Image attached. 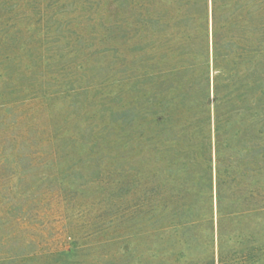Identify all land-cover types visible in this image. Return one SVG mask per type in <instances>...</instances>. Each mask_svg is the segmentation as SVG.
Here are the masks:
<instances>
[{"label": "rangeland", "instance_id": "obj_1", "mask_svg": "<svg viewBox=\"0 0 264 264\" xmlns=\"http://www.w3.org/2000/svg\"><path fill=\"white\" fill-rule=\"evenodd\" d=\"M134 1L152 14L150 26L133 24L132 0H0V102L8 88L4 77V56L20 58L22 70L28 74L30 52L36 50L40 54V48L51 50L48 56L54 58L41 63L38 73L42 74L50 64H65L66 71L73 73V79L77 81L75 88L89 84L87 93L78 98L86 102L87 109L84 108V115L78 121L73 116L76 109L71 103L72 97L62 99L41 94L34 101L35 116H48L52 125L65 124L63 134L74 135L78 127L84 130L91 123L97 125L101 111L108 110L99 127L109 126L110 144L103 150L111 147L109 192L113 197L108 203L112 205L109 216L112 223L109 234L106 233L102 240L109 237L114 241L104 249L95 247L90 250L92 255L85 259L87 264L196 263L212 256V246H206L202 232L188 242L180 239L174 254L169 249L149 251L148 239L141 235L142 232L136 234L137 230L145 227V221L141 223L143 227L137 226V221L130 214V201L144 194V179L138 185L136 197L124 192L123 188L128 182L130 158L142 159L161 139H177L176 133L181 126L194 116V98L198 93L193 83L200 85V92L205 90L207 102L208 96L210 98L209 107L214 110L218 72L214 58L213 0ZM223 2L227 4L224 18L228 17L222 28L226 73L218 80V90L220 95H229L232 100L229 109L233 112L226 128V142L230 144L235 159L245 160L252 164L251 169L256 170L253 164H264V41L260 48L255 33L261 20L264 21V10L259 15L254 0ZM157 16L159 19L156 20ZM161 29L167 30L164 36L161 35L163 32L158 33ZM74 51H78V59L75 66H71L75 61ZM59 67H50L48 72H57ZM53 78L50 75L48 80ZM100 83H103L102 87ZM54 85H58V81L48 82V86ZM19 91L23 93L15 97L26 95L29 90L24 86ZM66 115L69 118L65 123ZM214 135L213 130V138ZM133 143L134 151L131 153ZM256 144L260 148H255ZM82 148L79 156L86 152ZM104 154L107 155L106 152ZM71 157L66 155L61 167H66ZM84 170L88 169L85 167ZM59 173L64 172L60 170ZM247 174L249 185L245 187L241 200L231 205L237 213L230 221L235 231L229 247L235 250L237 258H242L246 248L258 249L251 251V256L260 260L256 264H264V211L257 212V207L251 205L256 200L264 205V169L260 184L257 183V174ZM25 175L26 172L21 173L17 168L15 157L6 159L0 171V179L4 178L10 189L18 183L19 177ZM164 178L162 176L160 180ZM66 182L62 184L63 191L69 194L73 191L68 186L71 181ZM168 183L170 188L178 186L173 179ZM87 190L83 195L80 193V206L75 205L68 211V216L72 221L76 220L79 207L94 204L88 207V212L90 218L95 216L96 224L101 190L98 184L87 186ZM30 192L28 190L27 193ZM0 198L12 200L15 195L13 192L4 193ZM213 202L216 216V189ZM39 205L26 202L9 210L7 217L15 218L19 212H24L33 220L37 211L32 207ZM201 205L206 207L204 202ZM76 224L70 223L65 229L80 235L83 232L81 224ZM204 227L205 224L201 228ZM47 228L46 232L40 228L35 231V242L26 244L28 241L25 242L24 238L14 240L7 246V250L11 249L8 253H4L0 246V264H76L72 256L68 255L66 262L63 257L46 254L50 244L55 242L57 224L49 222ZM40 250L44 254L32 256ZM180 253L183 256L180 257ZM12 254L14 260L10 261L7 258Z\"/></svg>", "mask_w": 264, "mask_h": 264}, {"label": "trees", "instance_id": "obj_2", "mask_svg": "<svg viewBox=\"0 0 264 264\" xmlns=\"http://www.w3.org/2000/svg\"><path fill=\"white\" fill-rule=\"evenodd\" d=\"M253 3L260 15L264 10V0H254ZM226 6L223 0H213L214 58L215 69L218 72L215 79L217 85L214 91V110L211 111L209 107L210 98L208 96L207 102L205 90L200 92L198 89L200 85L193 83L192 86L197 88L195 92L198 93L194 98L196 109L194 116L181 126L176 133L177 139H161L142 159L130 158L128 182L123 188L124 192L136 197L138 185L144 179V194L130 201V214L137 221L135 223L137 226H142L141 223L145 221V227L142 226V230H137L136 234L142 232L141 235L148 239L149 251L169 249L174 254L180 239L182 241L183 238L184 242H188L191 237L202 232L206 246H212V256L188 264H256L260 261L250 253L258 249L246 248L245 252L243 250L242 258H237L235 250L229 247L235 231L230 221L235 219L237 213L232 210L234 207L231 205L241 200L245 187L249 185L247 173L257 174V183H261L264 164H253L256 170L251 169L252 164L241 158L235 159L230 144L226 142V128L233 114L229 109L232 100L223 92L220 95L218 90V80L226 73V68L223 66L226 55H223L222 47L224 39H222V28L228 20V17L224 18ZM131 16L134 25L148 26L152 21V18L150 19L152 14L143 6H138L134 0L131 2ZM160 17L164 18V16ZM263 28L264 21L261 20L255 33L259 38L260 48L264 41ZM166 32V29H161L158 33L164 36ZM176 37L179 38L180 35L177 34ZM30 53L28 74L23 72L20 58L19 60L12 56H4L6 60L4 77L8 88L0 102V171L3 170L6 159L15 157L17 168L21 173L26 172V175L19 177L18 183L11 189L6 186L4 178L0 179V197L4 193L13 192L15 195L12 200L5 199L6 197L0 198V246L4 253H8L11 249L7 250V246L14 240L24 238L25 242L28 241L26 244L35 242L37 238L35 231L45 226L41 230L46 232L49 222H55L57 224L54 232L55 242L50 244L51 248L46 254L63 257L65 258L63 261L66 262H68L66 257L69 255L76 264H87L85 259L92 255L90 250L95 247L99 250L104 249L114 241L109 237L102 240L109 234L112 223L109 218L112 205L108 203L113 197L109 192L112 175L109 165L111 147L103 150L104 146L110 144L109 126L106 124L103 128L99 127V123L108 115V110L99 112L101 118L97 125L91 123L84 130L78 127L77 134L74 135L63 134L66 130L65 124L52 125L48 116L42 115L41 118L35 116L34 101L39 95L62 97V99L72 97L71 103L76 109L73 116L75 120L80 121L84 115L86 102L79 101L78 98L85 94L84 92L87 93L89 84L75 88L77 81L73 79V73L66 71L68 69L65 64H50L46 68L48 70L45 69L39 74V65L54 57L48 56L51 53L48 48L45 50L40 48V54L36 50ZM73 53L75 61L71 66H75L78 59V51ZM56 66H60L57 72H48L50 67ZM50 75L54 78L48 80ZM52 80L58 81V85L48 86V82ZM102 85L103 83H100L101 87ZM24 86L28 88V94L15 97L23 93L19 90ZM101 106L104 107L103 104ZM68 118L69 115H66L65 123ZM133 146L134 143L131 153L134 151ZM81 147H84L82 149L86 152L79 156ZM256 147L260 148L257 144ZM66 155L72 156L70 162L66 167H61L60 164ZM85 167L87 171L84 170ZM60 170L64 173L60 174ZM162 176L166 178L160 180ZM171 179L178 182V186L170 188L168 181ZM67 180L71 181L68 186L73 190L69 194L63 191L62 185L67 183ZM52 183H56V186H52ZM95 184H98L101 190L98 203L100 213L96 218V224L95 216L90 218L88 212V207L94 204L79 207L77 219L72 221L68 211L73 210L75 205L80 206L78 198L88 191L87 186H95ZM215 189L216 216L213 202ZM28 190L31 192L27 193ZM27 194L32 195L27 196ZM26 202L40 204L32 207V210L37 211L33 220L27 218L24 212L23 214L19 212L15 218L7 217L9 210L12 211ZM202 202L206 203L205 208L201 205ZM259 203L261 202L256 200L251 205L257 207V212H262L264 205ZM75 222L76 226L81 224L80 228L83 232L80 235L65 229L68 224ZM203 224L205 227L201 228ZM42 251L35 252L32 256L44 254ZM179 256H183V253ZM7 259L14 260V255Z\"/></svg>", "mask_w": 264, "mask_h": 264}]
</instances>
